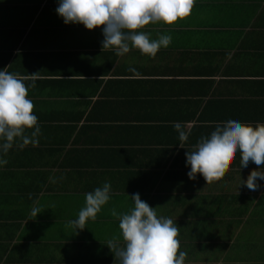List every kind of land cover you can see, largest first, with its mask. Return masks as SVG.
Masks as SVG:
<instances>
[{
    "label": "crops",
    "instance_id": "crops-1",
    "mask_svg": "<svg viewBox=\"0 0 264 264\" xmlns=\"http://www.w3.org/2000/svg\"><path fill=\"white\" fill-rule=\"evenodd\" d=\"M57 5L0 0V69L36 74L27 98L41 130L35 146L14 145L0 157L7 161L0 166V264H118L106 246L113 237L123 243L112 209L129 212L137 193L152 208L184 206L201 200L194 195L201 188L224 208L214 217L216 233L227 230L233 246L244 240L243 252L261 254L264 244L249 249L261 231H244L252 217L264 221V181L255 191L241 184L258 166L240 168L237 152L220 179L206 184L199 174L189 179L185 154L233 116L264 124V0H196L183 20L145 26L151 39L172 37L154 58L102 50L103 26L65 25ZM105 182L109 202L75 232L68 221ZM237 219V227L219 224ZM248 256L229 264H264L263 254Z\"/></svg>",
    "mask_w": 264,
    "mask_h": 264
},
{
    "label": "clouds",
    "instance_id": "clouds-1",
    "mask_svg": "<svg viewBox=\"0 0 264 264\" xmlns=\"http://www.w3.org/2000/svg\"><path fill=\"white\" fill-rule=\"evenodd\" d=\"M196 0H58L56 14L65 25H83L86 30L102 27V50L110 49L116 56H123L131 49L154 58L161 48H167L172 37L159 35L156 39L143 31L149 24L173 25L191 14ZM129 71H135L130 68ZM31 79V84L25 80ZM36 74L29 77L12 74L0 69V157L15 145L23 148L38 143L40 127L33 113V102L28 99V88L35 87ZM173 127L181 142L187 140L180 122ZM240 154V168L248 167L251 161L258 166L242 181L249 190L255 191L264 181V124H242L235 116L218 124L210 137H201L191 152H186V167L189 179L197 174L206 184L219 180L235 154ZM7 161L0 158V166ZM54 183L55 180L50 178ZM111 195V185L105 182L85 194V206L78 217L68 221V226L83 230L86 222L95 220ZM134 207L127 213L111 210L119 219L121 240L113 237L106 246L114 254L118 264H185L186 252L179 251V229L171 218L158 217L155 208L140 199L131 197ZM33 207L31 214L39 215Z\"/></svg>",
    "mask_w": 264,
    "mask_h": 264
},
{
    "label": "trees",
    "instance_id": "trees-1",
    "mask_svg": "<svg viewBox=\"0 0 264 264\" xmlns=\"http://www.w3.org/2000/svg\"><path fill=\"white\" fill-rule=\"evenodd\" d=\"M199 191H197V193L194 192V195L196 198L200 195V201L191 198L184 206H181L179 203H171L166 206L167 208L164 207L165 205H155L153 207L163 208L167 213V217L171 218L173 222L176 223L179 229L177 239L180 242L178 252H186L185 263L197 264L202 261L205 264H214L213 262L229 264L230 260L243 259L242 254L245 256L249 254V259H258V255H264V251L261 252V254L254 250L249 253L243 252L242 250L244 247L242 242H244V240L240 242V244L237 243L238 245L233 246L230 242L231 238L225 240V237L218 235L216 233V230H218V221L215 220L214 217L216 213L221 214L224 208L220 207L221 203H219L218 200L215 201L210 198L211 193L204 192L205 190L202 188ZM130 207L133 208L134 204ZM182 211L186 212L185 219L179 217ZM240 236L241 235L238 237L240 238ZM253 239L252 237L251 243H249L252 244V246L250 245L249 249H253L256 246L254 244H264L263 238H257V241H253ZM235 248L236 251L234 250ZM201 254L204 256L200 257Z\"/></svg>",
    "mask_w": 264,
    "mask_h": 264
},
{
    "label": "rangeland",
    "instance_id": "rangeland-1",
    "mask_svg": "<svg viewBox=\"0 0 264 264\" xmlns=\"http://www.w3.org/2000/svg\"><path fill=\"white\" fill-rule=\"evenodd\" d=\"M239 222H243V220L237 219L236 221H233L232 223H231V221H219V224H223V223L232 224L233 226L237 227ZM251 228H253V229L252 230H248V229H251ZM254 229H256V230H254ZM253 231H255V233L261 231V233L255 234L256 236H253V238H260V239L263 238V240H264V221H260L258 219L253 218V217L249 221H247V223L245 224L244 234L251 233ZM221 234H222V237H225L224 238L225 240L226 239L228 240L231 237V235H228L227 230L226 231H222ZM239 239L240 240L243 239L242 235L240 236ZM255 240L253 239V241H255ZM237 243L240 244V242H237ZM237 243H236V245H238ZM234 250L236 251V248ZM201 256H204V255L201 254L200 257ZM185 264H189V263H185Z\"/></svg>",
    "mask_w": 264,
    "mask_h": 264
}]
</instances>
